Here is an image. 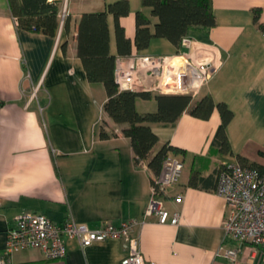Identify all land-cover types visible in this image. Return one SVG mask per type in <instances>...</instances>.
<instances>
[{"label": "crops", "instance_id": "crops-1", "mask_svg": "<svg viewBox=\"0 0 264 264\" xmlns=\"http://www.w3.org/2000/svg\"><path fill=\"white\" fill-rule=\"evenodd\" d=\"M114 1L61 0L59 12L65 10L68 26L60 25L49 36L19 27L7 0H0V254L15 216L37 211L56 222L72 218L90 228L136 218L133 234L147 264H264L259 249L248 244L241 245L237 262L216 255L221 243H238L226 235L227 205L214 189L219 167L238 162V155L264 167V32L253 13L260 8L258 22H264V0H212L215 25L192 33L191 54L217 62L194 98L209 94L231 110L225 131L232 153L211 144L220 123L216 108L207 119L184 111L174 125L152 124L158 138L152 151L167 142L181 150L170 153L184 167L177 182L154 196L157 203L148 214L151 172L145 162H135L131 140L120 132L124 125L103 112L105 89L87 80L76 53L80 15L104 10ZM127 1L129 12L120 22L133 40L135 14L143 8L141 0ZM108 23L110 50L116 53L111 15ZM179 49L166 38L153 37L136 53L174 54ZM136 108L153 111L156 103L138 99ZM101 120L107 132L117 135L101 138ZM193 171L211 177L207 187L186 185ZM160 207L169 217L177 212L178 221L160 222ZM66 248L61 259H46L39 248L19 250L12 258L14 264H120L127 254L120 238L88 246L67 238Z\"/></svg>", "mask_w": 264, "mask_h": 264}, {"label": "trees", "instance_id": "trees-1", "mask_svg": "<svg viewBox=\"0 0 264 264\" xmlns=\"http://www.w3.org/2000/svg\"><path fill=\"white\" fill-rule=\"evenodd\" d=\"M7 2L19 27L49 36L57 34L60 27L61 0H7ZM141 6L143 9L135 14L133 40L126 36L120 22V17L129 12L127 0L111 2L101 11L82 13L76 23L75 39L76 53L87 80L91 83L99 82L105 89L103 112L113 122L124 125L120 132L130 138L135 162L146 163L153 184L161 171L165 157L170 152L181 150L166 142L153 152L152 148L158 138L151 129L152 124L174 125L184 111L195 117L207 119L216 108L220 114V123L211 144L221 152L232 153L225 131L232 112L224 103L215 102L209 94L195 99L186 94H152L118 89L113 74L117 57L140 52L147 48L153 37L166 38L179 49L182 37L192 38L195 30H205L215 25L212 0H141ZM253 13L254 21L264 32V22H258L260 8H254ZM109 15L113 19L116 53L110 50ZM66 19L67 17L62 23L64 28L68 26ZM138 99H153L156 103L155 110L139 111L136 108ZM104 126L105 121L101 120L99 129L101 138L117 135L113 131L107 132ZM238 162L247 167L264 169L239 155ZM210 180L211 177H203L198 171H193L186 185L207 187Z\"/></svg>", "mask_w": 264, "mask_h": 264}, {"label": "built area", "instance_id": "built-area-1", "mask_svg": "<svg viewBox=\"0 0 264 264\" xmlns=\"http://www.w3.org/2000/svg\"><path fill=\"white\" fill-rule=\"evenodd\" d=\"M66 12L59 13L62 25ZM17 23L16 18H14ZM192 38L184 36L180 49L174 54L133 53L117 57L114 65V80L119 90L149 92L152 94H186L194 98L200 88L213 74L217 62L214 59H198L191 54ZM184 167L183 160L169 153L162 164L160 173L152 184V194L146 213L154 210L159 195L164 189L177 182ZM215 190L227 205V216L223 221L226 235L238 246L219 245L216 255L230 262H237L241 245H251L262 254L264 261V169L251 168L239 162L223 163L216 175ZM181 196H176L180 200ZM160 202V201H159ZM160 222L178 221V213L169 217L168 212L157 209ZM138 223L136 218L113 224L102 221L90 228L77 223L72 218L56 222L37 211L18 213L6 230L0 264H14L13 254L27 248H39L46 259H61L66 255V239L75 238L82 246L107 238L122 239L127 254L120 264H147L138 245L133 229Z\"/></svg>", "mask_w": 264, "mask_h": 264}, {"label": "rangeland", "instance_id": "rangeland-1", "mask_svg": "<svg viewBox=\"0 0 264 264\" xmlns=\"http://www.w3.org/2000/svg\"><path fill=\"white\" fill-rule=\"evenodd\" d=\"M141 104L149 106L150 105V102L149 101H144V103H141ZM147 106H141V105H139V109H145L144 107H147Z\"/></svg>", "mask_w": 264, "mask_h": 264}]
</instances>
